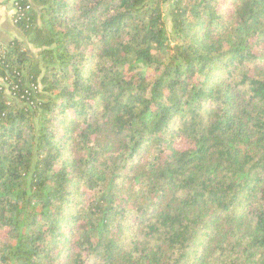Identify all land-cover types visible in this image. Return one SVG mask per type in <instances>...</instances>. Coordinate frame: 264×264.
I'll return each instance as SVG.
<instances>
[{
    "label": "trees",
    "instance_id": "1",
    "mask_svg": "<svg viewBox=\"0 0 264 264\" xmlns=\"http://www.w3.org/2000/svg\"><path fill=\"white\" fill-rule=\"evenodd\" d=\"M17 1L0 264H264V0Z\"/></svg>",
    "mask_w": 264,
    "mask_h": 264
},
{
    "label": "crops",
    "instance_id": "2",
    "mask_svg": "<svg viewBox=\"0 0 264 264\" xmlns=\"http://www.w3.org/2000/svg\"><path fill=\"white\" fill-rule=\"evenodd\" d=\"M11 1L0 0V46L6 45L14 38L23 41L21 32L13 21L14 7Z\"/></svg>",
    "mask_w": 264,
    "mask_h": 264
},
{
    "label": "built area",
    "instance_id": "3",
    "mask_svg": "<svg viewBox=\"0 0 264 264\" xmlns=\"http://www.w3.org/2000/svg\"><path fill=\"white\" fill-rule=\"evenodd\" d=\"M13 6H14V9H15L14 15H13L14 23H16L19 20H21L25 16L27 11L31 8V4H28L26 6H21L18 3L17 0H14ZM4 51H5V48H1L0 49V56L4 53ZM2 81H3L4 84L0 83V89H2V87H6L7 86L6 79L2 78Z\"/></svg>",
    "mask_w": 264,
    "mask_h": 264
},
{
    "label": "rangeland",
    "instance_id": "4",
    "mask_svg": "<svg viewBox=\"0 0 264 264\" xmlns=\"http://www.w3.org/2000/svg\"><path fill=\"white\" fill-rule=\"evenodd\" d=\"M11 2L14 3V0H12ZM171 2H172V0H167L164 3V5H163V12H164V16H165L166 19H167V16H168V12L170 10V4H171ZM14 11H15V9H14ZM166 22H167V24H169L168 23V19L166 20ZM21 43H22L21 44L22 47L24 49L28 50L29 55L37 54L38 49L35 48V47H33V45L29 44L27 41H22ZM0 83L4 84L3 81H1V79H0Z\"/></svg>",
    "mask_w": 264,
    "mask_h": 264
}]
</instances>
